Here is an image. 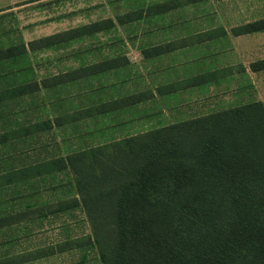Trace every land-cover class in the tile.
Returning <instances> with one entry per match:
<instances>
[{
	"label": "trees",
	"instance_id": "trees-1",
	"mask_svg": "<svg viewBox=\"0 0 264 264\" xmlns=\"http://www.w3.org/2000/svg\"><path fill=\"white\" fill-rule=\"evenodd\" d=\"M205 1L185 0L179 6ZM174 4L164 5V14L174 11L177 5ZM153 13L159 12L150 7L144 17L149 18ZM133 20L128 15L117 18L119 25ZM115 25L113 19H107L36 40L28 47L21 44L0 50V66H3L0 109L24 96L64 89L76 81L97 79L127 66V60L116 57L53 76L42 83L19 82L15 78L19 55L30 50L55 49ZM257 32H264V19L232 29L234 36ZM169 48L172 47L158 46L152 50L153 54L148 50L142 54L147 58L154 52L163 54ZM250 69L264 71V59L252 63ZM148 96L136 93L96 108L105 115L118 108L138 107ZM96 108L73 109L72 113L56 117L54 122L60 127L96 117ZM52 123L50 119L40 121L24 131L26 135L40 134L50 131L54 127ZM105 130L112 129L95 132L105 134ZM14 133L0 135V144ZM61 172L72 176L80 198L72 207H83L103 264H264L262 101L101 141L64 157L29 166L18 177L19 182L27 185L32 179ZM15 176V173L8 175L7 181H15ZM3 222L0 220V224ZM73 246L67 243V248L58 252ZM49 254L54 252L41 256Z\"/></svg>",
	"mask_w": 264,
	"mask_h": 264
},
{
	"label": "rangeland",
	"instance_id": "rangeland-1",
	"mask_svg": "<svg viewBox=\"0 0 264 264\" xmlns=\"http://www.w3.org/2000/svg\"><path fill=\"white\" fill-rule=\"evenodd\" d=\"M182 2L185 0H0V6L5 7L0 10V50L21 44L28 47L36 40L107 19L116 23L112 29L63 43L55 49L30 50L19 55L14 67L19 82L42 83L53 76L116 57L129 63L97 79L85 78L64 89L24 96L15 110L0 109L1 121H6L3 116L7 113L17 112L22 126L48 119L54 124L50 131L20 142L23 148L11 147L9 154L0 153L1 160L17 169L27 168L101 141L149 132L235 107L230 104L233 101L240 105L264 101V73L256 76L249 69L248 74L238 73L218 85L224 92L212 101L216 106L213 109L207 107L211 104L208 100L211 95L191 98L179 92L176 97L165 100L158 96L147 105L99 114L98 106L136 93L158 91L157 87H161L164 79L158 71L153 72L155 66L141 55L150 45L204 30L220 34L225 29L230 33L231 27L264 18V0H207L197 6H179ZM169 3L177 4H174L176 9L164 14L163 6ZM150 7L153 11L157 8L159 13L144 17ZM126 15L135 20L119 25L117 18ZM211 45L210 49L206 46L198 53L208 54L218 69L231 67L229 64L234 63L238 52L242 64L264 57V34L237 40L223 37ZM2 72L3 66H0ZM93 108H96V117L60 127L54 122L56 117L72 113L73 109ZM7 127L12 128L10 124ZM106 128L112 130H105V134L95 132ZM3 199L0 214L6 220L0 226V262L53 251L52 255L25 264H103L83 207H72L80 198L69 172L32 179L19 193L6 191ZM67 243H73L74 248L58 252L67 248Z\"/></svg>",
	"mask_w": 264,
	"mask_h": 264
},
{
	"label": "crops",
	"instance_id": "crops-1",
	"mask_svg": "<svg viewBox=\"0 0 264 264\" xmlns=\"http://www.w3.org/2000/svg\"><path fill=\"white\" fill-rule=\"evenodd\" d=\"M224 1V0H221ZM197 6V5H194ZM4 6H0V10L4 9ZM264 19V18H261ZM261 19H255L252 22L259 21ZM246 22L244 24H241L239 26L252 23ZM236 26V27H239ZM236 27H231L230 33L228 31L225 32L224 30L220 32V34L217 33V31H199L197 33H190L189 35L167 41L165 43L159 42L155 45H150L148 48V51L150 54H153V49L162 46L164 48L166 47H172L169 48L168 51H166L163 54H156L154 52V55L145 57L143 58L153 66H155L154 71H158L159 76L163 78L164 80L160 82V88L157 87L158 91L152 90L148 91L145 94H148L149 96L146 97L147 99L144 101L143 104L147 105L148 101L150 100H157L160 96L162 97V100H165L167 97H176V93L182 92L185 94H188L191 96V98H194L195 95L200 96L201 94H205L211 97L208 98V100L211 101L210 105H206L208 108H215V105H212V101L214 100L215 97H219L224 91L219 89L220 83L224 82L228 78H233L238 73H247L250 71V65L256 61L263 60L264 57H260L256 59L255 61H252L248 64H242L241 61V53L238 52V56L236 57L237 59L234 60V63L229 64L228 69H218L217 67L214 68V64L211 63L210 57L208 54L200 55L198 53L199 50H202L203 48L210 49L211 46H209L211 43H216V39H222L224 38H229L232 37L234 40L237 39H242L246 37H253V36H259L263 35L264 32H257V33H252V34H247V35H242V36H234L232 34V29ZM210 34V35H209ZM225 35V36H224ZM211 36V37H210ZM232 43V41H231ZM232 44V48H233ZM148 53V54H149ZM240 54V55H239ZM246 55H243V57ZM209 57V58H208ZM239 61V62H238ZM239 63V64H237ZM237 64V65H236ZM242 64V66L240 65ZM252 74L254 75H261L264 73V71L260 72H253L251 71ZM200 78H204L205 81L201 82ZM159 96V97H158ZM261 101V100H260ZM21 102V99L18 101H14L6 105L5 110L8 109V112L14 108L15 105L16 107H19V103ZM262 102H264L262 100ZM230 104H235L236 106H240L239 102L233 101ZM243 105V104H242ZM131 107H129L130 109ZM136 108V107H135ZM232 108V107H231ZM4 115V114H3ZM0 135L3 136L7 133L10 132H15L5 143L0 144V153L2 152H7L9 154L10 148L15 147L16 149L20 147L19 143L24 142L27 138L30 137V139L35 138L39 134H30L26 135L27 133L24 131L26 128L30 126V123L27 124V126H22V124H19V119H18V113L17 112H10L7 113L3 118H6V121H1L3 119L2 115L0 114ZM199 117V116H198ZM196 118V117H194ZM192 119V118H191ZM186 121V120H182ZM10 124L12 128H8L7 125ZM34 124V123H31ZM7 139V138H6ZM23 145V144H22ZM23 148V147H20ZM3 159L0 154V205L5 202L4 193L8 190H13L15 192H18L23 189L26 186H29V184H25L24 182H19V172H24L26 168L22 169H17L13 165L9 166L6 164L5 161L1 160ZM39 163V162H38ZM37 164V163H36ZM35 164L31 165L34 166ZM29 166H27L28 168ZM15 173V181L13 182H8L7 178L8 175L14 174ZM2 213L0 214V220H6L5 218L2 219ZM3 224H0L2 226ZM0 230H2L0 228ZM47 253V252H45ZM44 254V253H42ZM41 253L39 255H28L29 257L23 258L21 260L17 261H1L0 264H25L29 263L30 261H35L36 259L39 258H44L45 256H41ZM50 255V254H49ZM48 255V256H49ZM47 257V256H46Z\"/></svg>",
	"mask_w": 264,
	"mask_h": 264
}]
</instances>
